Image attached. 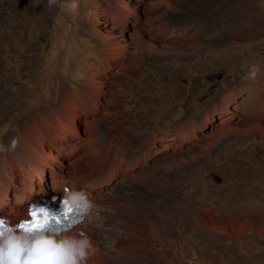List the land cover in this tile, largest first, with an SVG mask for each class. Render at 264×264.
Listing matches in <instances>:
<instances>
[{
	"label": "rangeland",
	"instance_id": "374dc122",
	"mask_svg": "<svg viewBox=\"0 0 264 264\" xmlns=\"http://www.w3.org/2000/svg\"><path fill=\"white\" fill-rule=\"evenodd\" d=\"M119 1L76 0L73 13L49 9L47 0H0V144L52 100L37 70L57 66L63 85L76 81L81 97L90 72L113 64L110 47L120 41L126 48L137 36L152 54L119 57L110 73L108 95L117 98L110 134L129 157L156 144L150 155L158 165L165 152L176 158L170 171L150 162L139 182L127 176L103 192L113 204L86 228L97 248L89 264H264V129L243 132L264 124L255 117L264 112V0ZM121 7L127 22L116 19ZM253 65L259 75L247 80ZM31 86L44 89L36 99L27 94ZM7 90L13 99L3 109ZM230 90L233 103L222 102ZM208 113L216 122L226 114L244 120L241 133L204 150L210 124L184 143L179 125H199ZM177 144L184 149L175 151Z\"/></svg>",
	"mask_w": 264,
	"mask_h": 264
},
{
	"label": "bare ground",
	"instance_id": "6f19581e",
	"mask_svg": "<svg viewBox=\"0 0 264 264\" xmlns=\"http://www.w3.org/2000/svg\"><path fill=\"white\" fill-rule=\"evenodd\" d=\"M121 8L122 10H119L116 15L118 21L122 18L126 19L128 16L125 17L124 15L127 10ZM110 50L108 56L112 59L113 64L103 65L97 71L93 69L90 72L89 84L81 86V97L77 95L78 90L75 87H80V85L76 81L73 82L77 85H74L75 87L68 83L63 85L65 78H62L57 66H55L54 71L51 70L52 72L45 69L37 70L36 82L40 86L47 87L52 100L46 102V105H41L35 113L18 122L2 142V144L7 145L14 136H18L20 141L15 152L0 154V214L8 215L12 221L28 219L26 211L29 203L48 197L51 193L48 191L49 188L57 190L65 186L85 188L91 193V197L98 205L97 210L107 211L113 202L111 199L104 198L105 196L102 197L103 192L110 190L119 182L125 181L127 176H131V181L139 182L148 174L150 162H153L156 169L161 168L170 171L173 168L176 153H163V163L158 165L156 161L158 155L154 157L150 155L153 146L156 148V144H154L145 148L142 153L129 157L124 145L120 143L121 138L110 134V131L112 129L114 131L116 127L110 116L114 108L113 103L117 99L108 95V89L111 88L110 73L114 66L119 64V57H135L138 52L142 53L143 50L150 54L151 49L149 45H142L137 36H133L131 41H127L126 48L121 47V42L117 41L110 47ZM58 82L60 86L63 85L60 90L58 89ZM40 86H31L32 89L27 91L28 96L36 99L40 91L44 90ZM117 92L124 94L121 87L118 88ZM232 94L233 91L231 90L224 91L221 95L222 102L233 103ZM12 99V92L7 90L1 99V108L8 107ZM18 108L22 109L23 105H18ZM255 117L264 120V112L261 115H255ZM215 118V115L211 116L208 113L199 125L193 119H190L192 121L187 126L184 125L185 127L179 125L178 132L182 135L184 143L194 139L198 132L207 130L212 124L214 125L211 130L213 135L208 143L203 146L204 150H209L228 135L240 134V129L245 123L240 118L230 121L231 116L227 114L221 115L220 122H216ZM262 129H264V124L262 121H258L246 126L243 132L247 134L255 130L262 131ZM191 133L192 135L189 136ZM179 145H174V150L177 152L178 150L180 152L181 148L184 149L183 146L178 148ZM166 146L169 147L170 144ZM183 159L185 158L180 157L177 160L182 161ZM65 161L66 163L71 162L73 165L66 167ZM58 193L60 196L63 195L62 192ZM97 221H85L79 224L74 229L73 234L79 235L82 232L87 235V227L91 225L93 227Z\"/></svg>",
	"mask_w": 264,
	"mask_h": 264
},
{
	"label": "clouds",
	"instance_id": "9594fccd",
	"mask_svg": "<svg viewBox=\"0 0 264 264\" xmlns=\"http://www.w3.org/2000/svg\"><path fill=\"white\" fill-rule=\"evenodd\" d=\"M47 7L74 13L78 4L76 0L70 3L66 0H47ZM258 75L259 66L253 65L244 78L255 80ZM19 143V137L14 136L7 145L0 144V154L15 152ZM56 191L63 193L59 211L35 203H30L27 208L26 216L31 219L33 210L41 215L47 213L49 220L42 228L22 226L30 220L13 225L8 217H0V264H89L97 248L89 236L73 232L79 224L99 219L98 205L85 188L65 186Z\"/></svg>",
	"mask_w": 264,
	"mask_h": 264
},
{
	"label": "snow or ice",
	"instance_id": "6c2138e0",
	"mask_svg": "<svg viewBox=\"0 0 264 264\" xmlns=\"http://www.w3.org/2000/svg\"><path fill=\"white\" fill-rule=\"evenodd\" d=\"M58 219V218H57ZM49 218L46 212L41 215L39 212L36 210H33L32 212V219L28 222H26L24 225H22L25 228H30V229H38L42 228L44 224L48 222Z\"/></svg>",
	"mask_w": 264,
	"mask_h": 264
}]
</instances>
